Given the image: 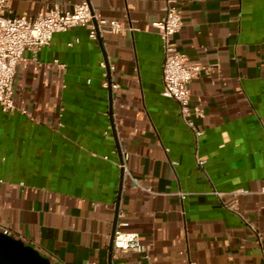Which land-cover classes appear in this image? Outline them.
<instances>
[{"label":"crops","instance_id":"obj_1","mask_svg":"<svg viewBox=\"0 0 264 264\" xmlns=\"http://www.w3.org/2000/svg\"><path fill=\"white\" fill-rule=\"evenodd\" d=\"M79 1L9 0L5 15ZM165 1L90 0L124 31L56 32L16 68V110L0 107V231L51 264H264V0L176 3L173 41L200 68L188 85L197 138L162 95L152 25ZM117 228L140 251L110 254Z\"/></svg>","mask_w":264,"mask_h":264},{"label":"built area","instance_id":"obj_2","mask_svg":"<svg viewBox=\"0 0 264 264\" xmlns=\"http://www.w3.org/2000/svg\"><path fill=\"white\" fill-rule=\"evenodd\" d=\"M177 2L178 0H166L163 7L164 18L152 25L158 30L162 44V95L176 102L180 116L197 138L202 134V130L188 119L190 114L188 85L191 79L198 75L200 68L188 63L179 51L177 43L173 41V35L182 25ZM8 4L9 0H0V107L4 112L16 110L13 83L16 68L24 60V51H31L35 58L39 49L50 43L54 33L64 32L76 26L89 25V37L93 39L103 32L119 33L125 29L117 20L97 17L93 13L90 0H80L71 10H63L58 4H53L35 18L5 15ZM99 65L102 68V85L111 89L116 88L117 84L111 83L109 78L114 67L105 60H101ZM197 164L202 167L204 160L198 159ZM119 166L126 170L125 157ZM144 190L152 192L148 187H144ZM180 194L183 197L182 193ZM128 225V221L119 222L120 228H126ZM120 228L114 231L113 248L120 251H140L137 233Z\"/></svg>","mask_w":264,"mask_h":264},{"label":"water","instance_id":"obj_3","mask_svg":"<svg viewBox=\"0 0 264 264\" xmlns=\"http://www.w3.org/2000/svg\"><path fill=\"white\" fill-rule=\"evenodd\" d=\"M115 222V221H114ZM114 229L111 233L109 252L112 251ZM0 264H51L35 247L22 239L0 231Z\"/></svg>","mask_w":264,"mask_h":264}]
</instances>
